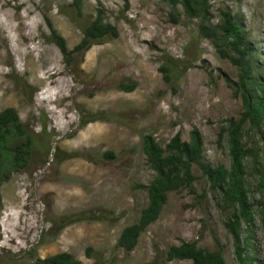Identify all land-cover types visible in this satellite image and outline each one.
Here are the masks:
<instances>
[{"label":"rangeland","instance_id":"1","mask_svg":"<svg viewBox=\"0 0 264 264\" xmlns=\"http://www.w3.org/2000/svg\"><path fill=\"white\" fill-rule=\"evenodd\" d=\"M208 2L213 25L226 11L242 19L264 79V0ZM98 10L119 36L65 58L48 22L73 51ZM200 23L171 0H83L81 10L73 0H0V112L14 108L33 141L24 168L10 164L19 139L0 148V264L64 252L83 264H192L166 260L184 241L221 252L227 264H240L239 245L250 264H264V124L243 129L254 221L241 222L239 243L227 226L232 210L195 167L194 191L170 192L137 246L118 247L149 202L147 135L165 148L198 129L206 161L231 166L228 136L220 135L245 111L240 70L202 36ZM132 84V92L120 87Z\"/></svg>","mask_w":264,"mask_h":264},{"label":"trees","instance_id":"2","mask_svg":"<svg viewBox=\"0 0 264 264\" xmlns=\"http://www.w3.org/2000/svg\"><path fill=\"white\" fill-rule=\"evenodd\" d=\"M83 0H73V5L81 10ZM172 6L181 5L185 14L193 19H199L200 33L209 39L221 57L229 59L240 70L236 91L241 94L245 111L239 120H227L221 138L228 136L231 166L213 167L204 156V139L198 129L191 133L190 141H183L177 134L164 148L154 137L147 135L144 139V152L150 168L155 172L148 185L142 186L148 194V205L143 209L140 219L126 227L118 240V247L127 252L138 244L140 236L155 222L167 203L170 192L188 188L194 191L197 177L194 168L197 167L221 197L222 204L232 210V219L227 226L232 229L236 243L240 242L241 222L251 224L254 221L253 211L249 202L248 189L245 182L246 158L248 151L244 144L243 129L250 124L254 129L261 130L264 124V79L261 75L263 66L258 58L259 50L252 43L242 19L231 12H224L220 24L211 22V7L208 0H171ZM50 41L54 42L65 58L76 52L85 54L94 45L107 37H118V29L105 22L103 13L98 10L96 18L84 30L81 43L70 51L66 40L53 28ZM166 82L171 81V71L167 65L160 68ZM123 91L132 92L136 84L121 85ZM90 122V121H89ZM19 140L12 148L13 158L10 162L13 168H24L28 165L33 147L31 134L21 122L14 108H6L0 112V148H4L11 138ZM112 156V153H110ZM0 163V167H1ZM1 171V168H0ZM241 247L236 245L240 264H250L241 253ZM89 254V253H88ZM166 260H190L192 264H227L219 251H209L199 247L197 242L184 241L173 245L166 253ZM35 264H83L70 253H59L44 259L38 258ZM141 264H155L147 262Z\"/></svg>","mask_w":264,"mask_h":264}]
</instances>
